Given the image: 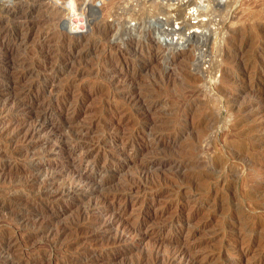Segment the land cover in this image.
I'll list each match as a JSON object with an SVG mask.
<instances>
[{
  "label": "rangeland",
  "instance_id": "obj_1",
  "mask_svg": "<svg viewBox=\"0 0 264 264\" xmlns=\"http://www.w3.org/2000/svg\"><path fill=\"white\" fill-rule=\"evenodd\" d=\"M38 2L13 0L8 11L0 10L11 33L35 24L34 40H47L45 46L19 48L31 70L15 87L0 86V264H167V257L188 243H195L203 264H264V107L249 119L239 110L253 97L249 90L257 92L244 87L255 84L256 75L264 80V0L204 1L203 15L210 18L206 34L181 46L161 41L153 31L157 26L149 23L174 7L161 9L162 0ZM22 12L29 16L18 19ZM76 40L84 53L69 60ZM4 54L0 49V70L8 72L0 71V79L15 81L12 73L22 65L9 69ZM29 81L34 98L16 109L10 95L28 89ZM57 87L68 91L57 102L64 106L55 121L66 115L67 134L80 133L90 144L98 171L85 172L99 182L103 173L109 182L101 188L60 195L72 173L56 169L69 163L56 149V137L46 128L31 139L23 136ZM131 91L141 94L150 112L130 100ZM262 92L264 81V106ZM150 117H158V124H149ZM156 131L162 134L157 146ZM147 143L152 151H140ZM152 155L156 160L150 163ZM132 182L130 198L113 197ZM118 205L124 207L123 221L109 224ZM39 209L49 215L48 224L35 219ZM250 222L259 230L248 233ZM132 223L136 229L128 231ZM245 234L258 241L243 254Z\"/></svg>",
  "mask_w": 264,
  "mask_h": 264
},
{
  "label": "bare ground",
  "instance_id": "obj_2",
  "mask_svg": "<svg viewBox=\"0 0 264 264\" xmlns=\"http://www.w3.org/2000/svg\"><path fill=\"white\" fill-rule=\"evenodd\" d=\"M18 1V0H17ZM26 1V0H25ZM34 1L35 3L36 2H40V0H32ZM84 1V0H83ZM154 1V0H153ZM163 2L161 3L163 5V7L160 8L161 9H164L165 5H172L174 7L172 8H165L162 15L161 16H158L154 19H149V23L150 25L151 24H154L156 27L154 31L155 35L158 36V38L161 40V41H166L168 44L172 45V44H175L174 46H181L182 44H185L187 41H189V39L192 37H196V39H200L202 37H204V35L206 34L205 31L207 32V30H205V26L208 24L207 21L210 22V18H207V16H204L203 14L206 12V11H203V6L205 5L203 2L204 1H207L208 4H212L213 2L215 3V0H162ZM13 0H0V10L1 11H6L8 9V7H10V4H12ZM20 2V1H19ZM38 2V3H39ZM43 2V1H42ZM206 2V3H207ZM23 3V2H22ZM21 3V4H22ZM41 3V2H40ZM81 3V2H80ZM76 4V3H75ZM74 4V5H75ZM73 5V6H74ZM77 5V4H76ZM80 6V5H79ZM85 6V5H84ZM158 6V5H157ZM206 6V5H205ZM78 7V5H77ZM82 7V6H81ZM194 7H196V9H194ZM73 8V7H72ZM205 8V7H204ZM17 9V8H16ZM176 9V10H175ZM13 10V9H12ZM10 10V11H12ZM158 10V8H157ZM166 10V11H165ZM8 11V10H7ZM154 11V10H153ZM150 12V11H149ZM21 13V12H20ZM13 15V14H12ZM20 15V14H19ZM95 15V14H94ZM157 15V14H156ZM15 16V15H14ZM18 16V15H17ZM29 14H25L24 15V12H22V15L21 16H18V19L19 17H28ZM32 16V15H31ZM81 17V16H80ZM16 18V17H15ZM73 18V17H72ZM85 18V16H84ZM194 18H197L196 21H193L195 20ZM35 19V17H34ZM68 19V18H67ZM80 19V18H79ZM71 20V19H70ZM83 20V19H82ZM85 20V19H84ZM28 21V20H27ZM69 21V19L67 20ZM81 21V20H80ZM79 21V22H80ZM88 21V20H87ZM37 23L41 22L38 20H36ZM73 22V21H72ZM143 22L142 25H140L142 27V29H145L147 26H146V23L144 21H141ZM23 23V22H22ZM21 23V24H22ZM36 23V24H37ZM74 23V22H73ZM76 23V22H75ZM84 23V21H83ZM86 23V21H85ZM84 23V24H85ZM136 23L135 25L138 26V22H134ZM20 24V25H21ZM26 24V23H25ZM81 24V23H80ZM79 24V25H80ZM98 25V24H97ZM133 22L132 24L130 25L131 27H134L133 26ZM187 25V28L186 30L183 29L184 26ZM36 25L34 24H28V25H25V26H20V29L19 27L18 28H15V29H12V33H11V30L6 26V24H4V22H2V20L0 19V49L5 51V54L2 56V60L6 61L7 62V67H9V69L11 68H14L16 65L20 66L22 65V68L23 70H16L17 71H14V73H12L13 77H15V81H12V80H8V79H0V86H9V87H12L10 85H13V87L16 86L15 82H18L24 75L25 73H27L28 71H30L31 69L27 68L28 66L26 65V63H24L23 60H25L26 58L22 55H19L17 54L18 52V49L21 48L23 46V49H28V47L31 45L33 46H38V42L40 43V45L42 46H45L44 42L47 41L44 39L43 40H34V36L32 34H34L36 31L34 30V27ZM69 27V26H68ZM96 27V26H95ZM208 27V26H207ZM85 28V27H84ZM140 28V27H139ZM69 29V28H68ZM79 29V28H78ZM9 33L12 34V36L9 38ZM64 33V32H63ZM78 35H82V33H79ZM74 36V35H73ZM72 36V37H73ZM44 37V35H43ZM79 37V36H78ZM75 38V37H73ZM82 38V37H81ZM46 39V38H45ZM62 40V39H61ZM84 41V40H83ZM71 43V42H70ZM59 44V43H58ZM67 44V43H66ZM82 44L81 43V40H76V42H72V48L71 50L68 52V55H67V58H69V60L71 59H76V57L78 55H81V53H84L81 49H78V47H80L79 45ZM64 45V44H63ZM71 47V45H70ZM29 50V49H28ZM77 50V51H76ZM88 50V49H87ZM89 51V50H88ZM77 52H79V54H76ZM27 53V52H26ZM61 53V52H60ZM28 55V54H27ZM59 57V56H57ZM61 57V56H60ZM59 57V58H60ZM64 58V57H63ZM28 61V60H27ZM64 61V60H63ZM33 62V61H32ZM78 62V61H77ZM29 63V62H28ZM31 64V63H30ZM35 64V63H34ZM62 64V63H61ZM37 66V65H36ZM54 66V65H53ZM19 69V68H18ZM81 69V68H80ZM73 70V69H72ZM82 70V69H81ZM87 70V69H86ZM85 70V71H86ZM261 70V69H260ZM2 71L3 73H7L8 71L6 69L3 70H0ZM55 71V70H54ZM61 71V70H60ZM71 71V70H69ZM13 72V71H12ZM258 72V71H257ZM30 73V72H29ZM52 73V72H51ZM34 74V73H33ZM53 74V73H52ZM84 74V73H83ZM29 75V74H28ZM36 75V74H35ZM42 76V75H41ZM257 77H255L256 81H257V78L259 79L255 84L253 85H246L244 87V89L248 88H255L257 90V92L253 91L252 89L249 90V92H251L253 94V97L248 100L245 104H240L239 105V110L240 111H243L244 112V115L247 116V118L249 119L250 117H252L253 115H257L259 114V112L262 111V104H263V99H262V94H261V88H262V85H263V77L259 78V76L261 75H256ZM24 78V77H23ZM45 78V77H44ZM50 78V77H49ZM54 78V77H53ZM52 78V79H53ZM233 78V77H232ZM254 78V77H253ZM77 79V78H76ZM24 80V79H23ZM33 80V79H32ZM30 80V81H32ZM75 80V79H74ZM234 80V79H233ZM30 81L28 84H30ZM40 81V80H39ZM38 81V82H39ZM238 81V80H237ZM131 82V81H130ZM207 82V81H206ZM23 82H21L22 84ZM18 84V83H17ZM20 84V83H19ZM20 84V85H21ZM34 84V83H32ZM246 84V83H245ZM39 85V84H38ZM22 86V85H21ZM35 86V85H34ZM42 86V85H41ZM69 86V85H68ZM32 85L30 84V86L28 87V89L24 88V87H19L16 91H14L13 95H10V97L12 96V103H14V105H16V109L17 107L19 106H23L25 104H31V99L32 97L34 96L32 94V96H30V89H32ZM71 87V86H70ZM242 86H240V91L241 92H244V89H243ZM17 88V87H16ZM58 88V87H57ZM134 88V87H133ZM234 88V87H233ZM14 89V88H13ZM47 89V88H46ZM56 89V88H55ZM44 90V89H43ZM135 90V89H133ZM41 91V90H40ZM48 91V90H47ZM55 91V90H54ZM67 91H68V87L67 89L64 88V89H57L56 92H55V96H54V99L52 100V98L49 100V103L47 105V108L46 111L42 114L41 118L39 119V117L37 118V122L32 126L23 134V136H25L26 139H31L32 137L34 136H37V135H40V133L46 128V131L47 132H50L51 135L55 136L56 137V149L58 148V150L63 153V155L67 158H69V163H67L66 165H63L62 168H56L57 170H60L62 172H71V176H70V179L69 181H67V183L63 184L60 188H59V192L60 195H70V194H75L76 192L78 191H81V189H90V188H95V187H98V188H101L103 185H105L106 183L109 182V179L107 180V178L104 177V174L102 173L101 174V169L99 170L100 174H101V181H94L93 178H90L89 177V173L87 174L85 171L90 168L92 170H96L98 171V168L95 167V165L93 166L91 161L92 159L90 158V154L91 152L88 151V146L90 144H86V142L83 140L82 138V135L80 133H75L74 135H69L67 134L68 132H71L70 129H68L66 127V124L70 121L67 119V116L65 115L63 118H62V122H56L55 121V115L56 114H61V111H62V108L64 106V103H62L61 105L57 102L61 101L62 97L65 98V94H67ZM146 91V90H145ZM139 92V91H138ZM137 92V93H138ZM194 92V91H193ZM231 92V91H230ZM131 95H129L130 97V100L132 102H134L140 109L144 110V113L145 112H150L151 108L150 106H145L143 104V99L142 97L140 96L141 94H134V91H131ZM140 93H143V92H140ZM145 93V92H144ZM152 93V92H151ZM263 93V92H262ZM11 94V93H10ZM52 94V93H51ZM50 94V95H51ZM130 94V93H129ZM231 94V93H230ZM238 94V93H237ZM264 94V93H263ZM150 95V94H149ZM143 96V95H142ZM152 96V95H151ZM239 96V95H238ZM29 97V98H28ZM46 97V96H45ZM53 97V96H52ZM242 97V96H241ZM34 98V97H33ZM50 98V97H49ZM188 99V98H187ZM238 99V98H237ZM10 100V99H9ZM8 100V101H9ZM145 100H149V99H146L145 97ZM152 100V99H151ZM163 100V99H162ZM236 100V99H234ZM239 100V99H238ZM7 101V103H8ZM150 101V100H149ZM159 101V100H158ZM161 101V100H160ZM6 102V101H5ZM192 102V101H191ZM10 103V101H9ZM8 103V104H9ZM149 103V102H148ZM155 103V102H154ZM7 104V105H8ZM237 106V105H236ZM4 107V106H3ZM156 107H158L156 105ZM14 108V107H12ZM30 108V106H29ZM65 108V107H64ZM67 108V107H66ZM235 108V107H234ZM237 108V107H236ZM4 109V108H3ZM9 109V108H8ZM59 109V110H57ZM68 109V108H67ZM154 109V108H153ZM157 109V108H156ZM11 110V109H10ZM31 110V109H30ZM74 111V110H73ZM138 111V109H137ZM5 112V111H4ZM188 112V111H187ZM149 114V113H148ZM57 116V115H56ZM151 116V115H149ZM157 116V115H156ZM146 117V116H145ZM201 117V115H200ZM232 117V116H231ZM230 117V118H231ZM144 118V117H143ZM147 118V117H146ZM162 118V117H161ZM58 119V118H57ZM149 119V118H148ZM158 117H153L148 120V123L149 124H156L158 122ZM203 121V120H201ZM212 121V120H211ZM246 121V120H245ZM51 122V124L49 126H47V124ZM145 122V121H143ZM164 122V121H163ZM24 123V122H23ZM22 124V123H21ZM158 124V123H157ZM185 126V125H184ZM146 127V126H145ZM168 127V126H167ZM141 128H142V125H141ZM22 129V128H20ZM26 129V128H25ZM23 129V130H25ZM147 129V127H146ZM150 129H154L153 127L150 128ZM163 130H165L166 128H161ZM143 131V129H141ZM156 130V129H155ZM20 131V130H19ZM16 132V131H15ZM23 132V131H22ZM142 133V132H141ZM153 133V132H151ZM15 134V133H14ZM49 134V135H50ZM104 134V133H103ZM167 134V133H166ZM171 134V133H170ZM173 134V133H172ZM179 134V133H178ZM20 135V133H19ZM154 137H156L155 140H153L155 142V146H157V144H160L159 142V139H158V136H161V132H158L156 131L154 134ZM264 135V134H263ZM16 136V135H15ZM101 136V135H100ZM258 136V135H257ZM99 137V135H98ZM97 137V138H98ZM143 137V136H142ZM153 137V138H154ZM105 138V137H104ZM173 138V137H172ZM177 138H178V135H177ZM10 139V138H9ZM24 139V138H23ZM48 139V138H47ZM50 139V138H49ZM95 139V137H94ZM99 139V138H98ZM169 139V138H168ZM175 139V137L173 138ZM172 139V140H173ZM13 140V139H12ZM19 140V139H18ZM96 140V139H95ZM178 140V139H177ZM11 141V140H10ZM27 141V140H25ZM46 141V140H45ZM116 141V140H115ZM149 141V140H148ZM151 141V140H150ZM167 141V140H166ZM165 141V142H166ZM171 141V140H170ZM100 142V140L98 141H94L95 145ZM152 142V141H151ZM93 143V142H92ZM116 143V142H115ZM123 143V142H122ZM256 143V142H255ZM53 144V145H54ZM125 144V143H124ZM133 144V143H132ZM136 144V143H135ZM168 144V143H167ZM172 144V143H171ZM259 144V142H258ZM31 145V144H30ZM92 145V144H91ZM109 145V144H108ZM142 145V144H141ZM257 145V144H256ZM263 145V144H262ZM94 146V145H93ZM113 146V145H111ZM137 146V145H136ZM139 146V144H138ZM148 146L149 144H144L142 147H138L140 151H144L146 148L148 149ZM151 146V145H150ZM245 147V146H244ZM55 148V146H54ZM135 148V147H134ZM152 148V146H151ZM155 148V147H154ZM230 148V147H229ZM237 148V147H235ZM27 149V148H26ZM53 149V148H52ZM247 149V148H246ZM261 149V148H260ZM48 150V149H47ZM55 150V149H54ZM148 150H151V149H148ZM148 150H145V151H148ZM155 150V149H153ZM235 150V149H234ZM152 151V150H151ZM163 151V150H162ZM240 151V150H239ZM41 152V151H39ZM44 152V151H43ZM47 152V151H46ZM50 152V151H48ZM37 153V152H35ZM42 153V152H41ZM147 153V152H146ZM156 153V152H155ZM239 153V152H238ZM246 153V152H245ZM142 154V153H141ZM144 154V153H143ZM241 154V153H240ZM48 155V154H47ZM113 155V154H112ZM145 155V154H144ZM239 155V154H238ZM244 155V154H243ZM242 155V156H243ZM246 155V154H245ZM263 155V154H262ZM42 155H40L39 157H41ZM252 156V155H251ZM149 159L148 161L151 163V162H154L156 160L155 156L152 155V156H148ZM237 157V155H236ZM248 157V156H247ZM261 157V156H260ZM264 158V156H262ZM243 158V157H242ZM257 158V157H256ZM255 158V159H256ZM262 158V159H263ZM44 159V158H43ZM146 159V158H145ZM160 159V158H159ZM254 159V158H253ZM95 160V159H94ZM226 160V159H225ZM244 160V158H243ZM248 160V159H247ZM251 160V159H250ZM158 161V160H157ZM176 161V160H174ZM246 161V160H245ZM261 161V160H260ZM180 162V161H179ZM248 162V161H247ZM91 163L92 165V168L91 166L89 165ZM157 163V162H156ZM171 163V162H170ZM227 163V162H226ZM260 163V162H259ZM173 164V163H172ZM261 164V163H260ZM147 165V164H146ZM152 165V164H151ZM154 165V164H153ZM162 165V164H161ZM263 165V164H262ZM149 166V165H148ZM165 166V165H164ZM173 166V165H172ZM233 165H231L232 167ZM66 169L64 170L63 168ZM99 167V166H98ZM182 167V166H181ZM184 167V166H183ZM146 168V167H145ZM179 168V167H178ZM234 168V166H233ZM257 171V170H256ZM65 172V173H66ZM141 172V171H140ZM139 172V173H140ZM49 174V173H48ZM147 174V173H146ZM264 174V173H263ZM50 175V174H49ZM53 175V174H52ZM132 177H134L133 174H131ZM144 175V173H143ZM129 176V175H128ZM263 176V175H262ZM55 177V176H54ZM54 177H51V178H54ZM131 177V176H130ZM146 177V175H145ZM261 177V176H260ZM139 178V177H138ZM50 179V178H49ZM140 179V178H139ZM145 180V178H143ZM55 180V179H54ZM259 180V179H258ZM125 181V180H124ZM123 181V182H124ZM127 181V179H126ZM137 181V180H136ZM149 181V180H148ZM50 182V181H49ZM128 182V181H127ZM147 182V181H146ZM259 182V181H258ZM134 182L132 183H123L124 185L121 186V190H117L113 197L116 198V199H126V198H130L131 196V191L132 189L134 188L133 187V184ZM53 184V183H52ZM174 184V183H173ZM213 185V184H212ZM227 185V184H226ZM225 185V186H226ZM55 187V186H54ZM147 187V186H146ZM159 187V186H158ZM48 188V187H47ZM56 188V187H55ZM145 188V186H144ZM148 188V187H147ZM169 188V187H168ZM178 189V187H176ZM50 189V188H49ZM174 189V188H173ZM52 190V188H51ZM215 190V189H214ZM259 190V189H258ZM261 190V189H260ZM264 190V189H263ZM138 191V190H136ZM262 191V190H261ZM50 192V191H49ZM157 192V191H156ZM44 193V192H42ZM153 193V192H152ZM233 193V192H232ZM253 193V191H252ZM13 194V193H12ZM47 194V193H46ZM222 194V193H221ZM236 195V194H235ZM261 195V194H260ZM18 196V195H17ZM56 196V195H55ZM59 196V195H58ZM211 196V195H210ZM230 196V195H229ZM259 196V195H258ZM60 197V196H59ZM220 196H218L219 198ZM224 197V196H223ZM23 198V197H22ZM48 198V197H47ZM105 198V197H104ZM259 198V197H258ZM17 199V197H16ZM26 200V199H25ZM206 200V199H205ZM222 200V199H221ZM23 201V200H22ZM207 201V200H206ZM29 202V201H27ZM211 203V201H208ZM218 203V202H217ZM230 203V202H229ZM255 203V202H254ZM121 205V204H120ZM234 205V204H233ZM259 205V204H258ZM10 206V205H8ZM36 206V205H35ZM119 206V205H118ZM211 206V205H209ZM220 206V205H219ZM20 208V207H19ZM18 209V208H17ZM117 209V208H116ZM245 209V208H244ZM87 208L84 209L83 212H88L86 211ZM123 210H124V207H121L119 206V208L117 209L116 212L113 211V214H114V217L112 219H110V223H113L115 221H118V222H121L123 221L122 220V213H123ZM20 211V210H19ZM18 211V212H19ZM239 211V210H238ZM16 212V211H15ZM23 212V211H22ZM82 212V211H81ZM236 212V211H235ZM245 212V211H244ZM20 213V212H19ZM18 213V214H19ZM17 214V213H16ZM25 214V213H24ZM87 214V213H86ZM234 214V213H233ZM236 214V213H235ZM243 214V213H242ZM35 219L38 220V223H47L48 220H45L46 218L49 217V215L43 211V209H39L38 210V213L37 214H33ZM210 215V214H209ZM244 216V215H243ZM245 216H248V214H246ZM244 216V217H245ZM38 217L40 218V220L38 219ZM209 217V216H208ZM250 217V216H249ZM24 218V217H23ZM82 218V217H81ZM237 217H235L236 219ZM142 219V218H141ZM231 219V218H230ZM241 219V218H240ZM256 219V218H255ZM35 220V221H36ZM108 220V219H107ZM243 220V219H242ZM245 220V218H244ZM229 222V220H227ZM233 221V220H232ZM261 221V220H260ZM37 222V221H36ZM247 222V220H246ZM38 223H35V224H38ZM123 223V222H122ZM125 223V222H124ZM128 223V222H127ZM251 223V222H250ZM48 224V223H47ZM77 224V222H76ZM79 224V223H78ZM231 224V222H230ZM239 224V222H238ZM137 225V224H136ZM136 225L132 223V225H129L128 226V231H134L136 229ZM233 225V224H232ZM261 225V224H260ZM77 226V225H76ZM230 226V225H229ZM234 226V225H233ZM232 227V226H230ZM235 227V226H234ZM238 227V226H237ZM80 228V227H79ZM236 228V227H235ZM245 228V227H244ZM259 228V224L256 222V223H251V224H248L246 225V229L248 230L247 232H251V233H254L255 231H257V229ZM231 229V228H230ZM238 229V228H237ZM125 230V229H124ZM259 230V229H258ZM192 231V230H191ZM196 231V230H195ZM225 231V230H224ZM41 232V231H40ZM190 232V231H189ZM241 232V231H240ZM31 233V232H29ZM121 233V232H120ZM128 233V232H127ZM192 233V232H190ZM189 233V234H190ZM36 234V233H35ZM122 234V233H121ZM241 234V233H240ZM261 234V233H260ZM126 235V234H125ZM131 235V234H130ZM248 234H245L244 236V239H243V242L244 244L243 245H239V251L241 250V253H243L244 251H246V249L248 250V248L251 246H253L254 244L257 243L258 241V238H256V236H253V235H248ZM258 236V235H257ZM263 236V235H262ZM124 237V236H123ZM260 237V235H259ZM264 237V236H263ZM6 239V237H5ZM9 239V238H8ZM121 239V238H119ZM122 240V239H121ZM242 242V241H241ZM229 243V242H227ZM195 243H188V246H186L184 249H179L177 251H173V253H169L170 255L167 257V264H171V263H174V264H203L205 261H203L204 258H199L198 255H196L195 253ZM224 247V246H223ZM238 245L234 246L233 248H237ZM227 250V249H226ZM172 252V251H171ZM161 253V252H160ZM244 254V253H243ZM160 256V255H159ZM165 257V256H163ZM160 258V257H159ZM177 259H179L178 261H176ZM38 260V259H37ZM160 260V259H159ZM158 260V261H159ZM162 260V258H161ZM227 261V260H226ZM40 262V261H39ZM231 262V260L229 261ZM221 263V262H220ZM233 263V262H232ZM158 264V263H157ZM224 264V263H223Z\"/></svg>",
  "mask_w": 264,
  "mask_h": 264
},
{
  "label": "built area",
  "instance_id": "obj_3",
  "mask_svg": "<svg viewBox=\"0 0 264 264\" xmlns=\"http://www.w3.org/2000/svg\"><path fill=\"white\" fill-rule=\"evenodd\" d=\"M194 9H196V7H194ZM195 20H193V21H196L197 20V18H194Z\"/></svg>",
  "mask_w": 264,
  "mask_h": 264
}]
</instances>
